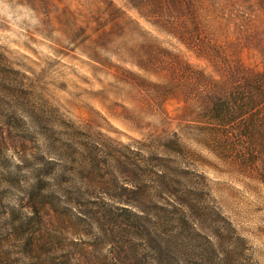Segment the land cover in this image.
<instances>
[{"label":"rangeland","instance_id":"1","mask_svg":"<svg viewBox=\"0 0 264 264\" xmlns=\"http://www.w3.org/2000/svg\"><path fill=\"white\" fill-rule=\"evenodd\" d=\"M263 73L264 0H0L1 264H264Z\"/></svg>","mask_w":264,"mask_h":264},{"label":"trees","instance_id":"2","mask_svg":"<svg viewBox=\"0 0 264 264\" xmlns=\"http://www.w3.org/2000/svg\"><path fill=\"white\" fill-rule=\"evenodd\" d=\"M255 83L261 88V90L264 93V90H263L264 89V73L258 77V79L256 80ZM177 203L170 205L171 206V208H170L171 209L170 210V223L173 226L172 231H174V233L171 234L172 237H174L175 239H180V237H179L180 231H183L182 234L185 233V235L183 236L184 238H187L189 236V234L195 232L207 241L208 246L213 253L216 251H217V253H219V255H217V257H218L220 263H212V264H229V261H231V259H233V256L235 255V253H234L235 250H234V248H227L225 252L224 251L222 253L219 252V246L223 245V243H224L223 239H225V235L220 232L221 228H223L224 231H228L229 233H233L232 236H233L235 241L236 240L239 241L241 239V237L236 235V233L234 232V229L230 225V223L220 214V212H217L216 210L212 209L211 210L212 214L222 218L226 225H225V227L217 228V229H219L218 233L216 232V233H213L211 236H208L203 232V229H206V228H203L201 226V224H199L200 222H197V220H192L191 216L187 214L186 211L189 209V204H186V202L184 200H180V202H177ZM131 205L128 203H125L124 205L120 206V208H121V210H124L127 213H129L132 217L139 218L141 216V212H140L138 206L134 205L135 206L134 207ZM114 209H116V208H114ZM184 238H182L181 240H183ZM8 239L9 238L5 234H0V264L2 263V260H4L6 262L8 259V258H5L7 256L8 251L3 250L4 247L7 245ZM130 243H132V241L127 240L126 247H122V251L125 252V254L123 253L124 254V256H123L124 260L126 258L125 255L128 251L134 252L133 251L134 249L131 248ZM40 245L41 244H39L38 238H34V240H32L30 242L29 251L32 254L36 255V257H35L36 261L34 262V264H53L54 261H52V262L45 261L40 257L39 251H38V249L40 248ZM31 253H26V256L29 257V254H31ZM116 253H117V256H116V254L114 255L116 257L115 259L117 260V258H118L121 261H123V259L120 258V256H119L122 254V252L118 251ZM23 254H25V253H21V258L18 259V261L22 264H24L22 261V258L24 257ZM61 259H62L61 263H63V264H73V263H71L72 257L70 255V253L64 255L63 258H61ZM198 261L199 262H195V264H204L202 257H199Z\"/></svg>","mask_w":264,"mask_h":264}]
</instances>
